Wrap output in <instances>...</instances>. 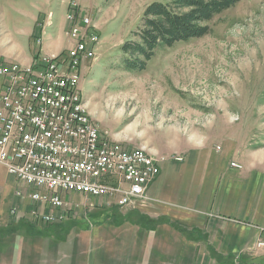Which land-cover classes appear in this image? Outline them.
<instances>
[{"label": "rangeland", "instance_id": "obj_1", "mask_svg": "<svg viewBox=\"0 0 264 264\" xmlns=\"http://www.w3.org/2000/svg\"><path fill=\"white\" fill-rule=\"evenodd\" d=\"M157 1L0 0V65L28 69L34 60L27 63L26 58L35 49L34 56L41 57L73 49L76 40L71 38L68 15L75 3L78 15L89 18L99 34L98 44L91 47L95 59L81 64L78 97L108 141L143 150L160 164L182 162L191 151L207 150L227 156L236 170L264 176V0H240L202 22L209 28L206 35L171 47L161 45L144 69H130L127 64L134 59L122 47L140 43L136 34L143 12ZM48 49L58 52L48 55ZM66 195V215L72 219L67 217L60 226H33L28 217L31 227L55 228L46 233L62 241L81 227L91 233L101 231V210L133 205ZM260 240L264 237L252 248L257 254L264 253L256 247ZM63 260L57 264H64Z\"/></svg>", "mask_w": 264, "mask_h": 264}, {"label": "crops", "instance_id": "obj_2", "mask_svg": "<svg viewBox=\"0 0 264 264\" xmlns=\"http://www.w3.org/2000/svg\"><path fill=\"white\" fill-rule=\"evenodd\" d=\"M34 191L0 165V264H264V253L252 250L264 237V176L232 168L225 155L191 151L161 163L147 200L101 210V231L81 227L65 241L26 220L42 207Z\"/></svg>", "mask_w": 264, "mask_h": 264}, {"label": "built area", "instance_id": "obj_3", "mask_svg": "<svg viewBox=\"0 0 264 264\" xmlns=\"http://www.w3.org/2000/svg\"><path fill=\"white\" fill-rule=\"evenodd\" d=\"M75 7L72 3L68 15L73 49L60 56L36 54L28 69L0 65V165L35 189L31 199L44 210L29 212L33 226L72 219L66 215V194L110 199L117 206L144 201L160 172L157 159L116 147L81 111L80 67L95 59L91 47L99 34ZM256 247L264 250V240Z\"/></svg>", "mask_w": 264, "mask_h": 264}, {"label": "trees", "instance_id": "obj_4", "mask_svg": "<svg viewBox=\"0 0 264 264\" xmlns=\"http://www.w3.org/2000/svg\"><path fill=\"white\" fill-rule=\"evenodd\" d=\"M238 2L240 0H160L151 3L143 12L142 25L136 34L140 43L127 42L122 47L124 54L134 59L127 64L128 68L144 69L154 50L161 45L171 47L178 42L201 38L209 32L202 22Z\"/></svg>", "mask_w": 264, "mask_h": 264}, {"label": "bare ground", "instance_id": "obj_5", "mask_svg": "<svg viewBox=\"0 0 264 264\" xmlns=\"http://www.w3.org/2000/svg\"><path fill=\"white\" fill-rule=\"evenodd\" d=\"M13 66H15V65H13ZM18 69H22L21 67H18ZM79 93V92H78ZM80 96V95H79ZM78 101H79V107H80V109H81V111H83V113H85V115L88 117V113L86 112V110L82 107V104H81V102H80V99H79V97H78ZM89 118V117H88ZM122 146V145H121ZM116 147H118V148H121L119 145H117L116 144ZM123 147V146H122Z\"/></svg>", "mask_w": 264, "mask_h": 264}]
</instances>
